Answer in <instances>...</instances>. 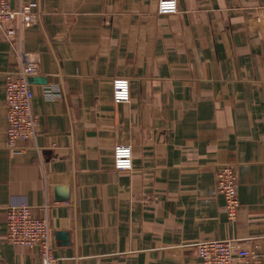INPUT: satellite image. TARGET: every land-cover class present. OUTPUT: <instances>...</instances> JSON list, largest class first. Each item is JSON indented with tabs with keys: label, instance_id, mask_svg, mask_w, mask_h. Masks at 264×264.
<instances>
[{
	"label": "crops",
	"instance_id": "crops-1",
	"mask_svg": "<svg viewBox=\"0 0 264 264\" xmlns=\"http://www.w3.org/2000/svg\"><path fill=\"white\" fill-rule=\"evenodd\" d=\"M27 1L36 24L15 43L0 29V264H42L5 240L19 205L49 222L56 264H200L191 245L208 240L264 264V0H177L166 16L157 0ZM22 51L37 129L10 149L4 81ZM117 78L128 103L112 102ZM116 145L131 171L113 169ZM221 165L237 172L232 221Z\"/></svg>",
	"mask_w": 264,
	"mask_h": 264
},
{
	"label": "built area",
	"instance_id": "built-area-1",
	"mask_svg": "<svg viewBox=\"0 0 264 264\" xmlns=\"http://www.w3.org/2000/svg\"><path fill=\"white\" fill-rule=\"evenodd\" d=\"M14 0H0V29L5 41L15 43L19 30L31 27L37 22V14L31 11L32 4L19 0L18 8L12 10ZM159 15H172L177 12V0H157ZM17 24V28L16 25ZM20 64L15 70L6 73L4 81V107L6 116V147L14 149L16 143L34 139L37 119L31 110L33 92L32 77L37 74V62L31 54L19 53ZM111 98L115 104L130 100L129 82L117 78L111 83ZM113 169L120 172L132 170V153L129 146L116 145L112 152ZM215 188L224 200V212L232 221L239 206L237 172L232 165H221L215 173ZM5 240L16 247H37L42 264H56L53 255L52 232L49 222L33 215L27 205L6 207ZM200 264H262L260 257L247 249L234 246L233 240L199 241L191 245Z\"/></svg>",
	"mask_w": 264,
	"mask_h": 264
},
{
	"label": "water",
	"instance_id": "water-1",
	"mask_svg": "<svg viewBox=\"0 0 264 264\" xmlns=\"http://www.w3.org/2000/svg\"><path fill=\"white\" fill-rule=\"evenodd\" d=\"M11 4H12V2H11ZM32 81H34V79H30V81H29V82L31 83Z\"/></svg>",
	"mask_w": 264,
	"mask_h": 264
}]
</instances>
